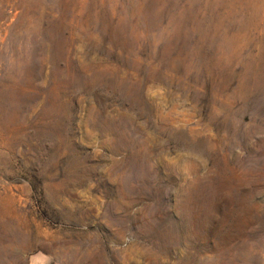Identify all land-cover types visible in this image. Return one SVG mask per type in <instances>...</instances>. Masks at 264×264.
Segmentation results:
<instances>
[{
	"label": "rangeland",
	"instance_id": "374dc122",
	"mask_svg": "<svg viewBox=\"0 0 264 264\" xmlns=\"http://www.w3.org/2000/svg\"><path fill=\"white\" fill-rule=\"evenodd\" d=\"M0 264H264V0H0Z\"/></svg>",
	"mask_w": 264,
	"mask_h": 264
}]
</instances>
